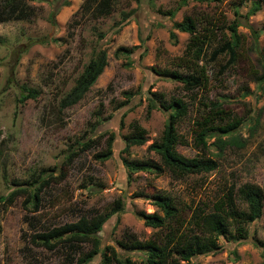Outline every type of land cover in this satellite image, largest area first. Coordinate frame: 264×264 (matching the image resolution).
Returning <instances> with one entry per match:
<instances>
[{
    "label": "rangeland",
    "instance_id": "374dc122",
    "mask_svg": "<svg viewBox=\"0 0 264 264\" xmlns=\"http://www.w3.org/2000/svg\"><path fill=\"white\" fill-rule=\"evenodd\" d=\"M22 1L30 8L29 19L0 23V198L16 190L14 184L27 185L44 171L66 177L43 193L38 213L25 196L6 207L0 203V264H69L74 257L69 245L47 251L33 246L31 236L82 217L106 215L117 203H123L124 211L105 224L101 251L113 247L123 258L127 252L118 243L127 231L140 240L154 238L157 231L146 227L139 215L157 211L150 199L157 192L174 198L184 219L190 218L191 208H209L234 186L250 184L264 192V0L190 1L174 19L163 14L175 10L180 0H113L112 14L100 18L82 11L87 0ZM253 2H259L261 10L247 18ZM237 14L241 45L236 63L225 73L219 70L228 63V55L210 61L212 52L230 40L224 28L199 63L207 77L204 86L189 90L167 75L198 72L193 65H182L190 36L174 31L177 38L171 39L174 23L192 17L200 30L226 27ZM32 40L37 43L32 45ZM99 50L108 55L105 72L80 103L61 111L60 100ZM23 87L37 90L38 98L21 101ZM153 95L158 96L157 109L149 114ZM174 99L188 106L176 125L182 138L178 152L187 158L206 155L216 160L217 170L180 181L155 169L130 173L124 158L160 164L148 148L160 140L172 113L166 107ZM211 103L226 112L222 124L241 119L234 135L246 143L244 148L222 151L216 141L227 137L221 133H212L207 149L196 147V123L210 112ZM134 124L146 130V144L125 154ZM86 144L92 148L82 151ZM249 230L247 240L221 238L220 250L196 257L191 264H264V207ZM79 246L91 250L88 244ZM128 252L136 264H143L142 253ZM101 260L99 254L90 264Z\"/></svg>",
    "mask_w": 264,
    "mask_h": 264
},
{
    "label": "trees",
    "instance_id": "16d2710c",
    "mask_svg": "<svg viewBox=\"0 0 264 264\" xmlns=\"http://www.w3.org/2000/svg\"><path fill=\"white\" fill-rule=\"evenodd\" d=\"M1 1V0H0ZM137 3L141 0H135ZM156 1V0H153ZM190 1L201 4L217 3L221 4L224 0H180L175 10H170L163 15L174 19L177 13L188 6ZM261 10L259 2H253L247 18L256 15ZM82 11L90 13L92 18L108 17L113 12V0H87L82 6ZM56 12L51 15V21L55 25ZM30 8L22 0H3L0 3V23L11 20H28ZM239 14L237 18L226 27H204L202 30L194 18L186 17L182 22L173 24L171 39H176L174 31L188 34L190 36L185 56L181 58L182 65L189 67L193 65L197 75L184 76L177 72L167 73L175 80L179 81L189 90L202 87L207 82L205 69L200 66V61L205 48L211 44L217 33H223L224 28L230 33V40L215 49L210 61L216 62L222 55H228V63L221 69L220 75L233 66L237 61V49L241 45V36L238 29L241 26ZM128 14H125V19ZM211 25V24H210ZM257 39V38H256ZM37 43L32 40L31 44ZM39 43V42H38ZM26 51V50H25ZM184 63V64H183ZM108 66V55L105 50L95 52L90 63L85 67L76 85L66 94L59 103L61 111L70 109L80 103L98 82ZM264 70V62L262 63ZM23 97L21 101L37 99L39 92L34 89L22 88ZM130 96V95H128ZM150 101L148 113L157 109L156 100L158 96L153 95ZM122 104L121 107H126ZM210 112H206L196 123L198 132L194 133L196 147L204 150L208 148V139L212 133H221L227 139L218 138L216 143L223 151L227 147L244 148L246 143L234 135L235 131L242 125L241 119L234 120L232 124H222V116L225 111L220 104L211 103L208 106ZM167 111H172L168 123L160 140L151 146L149 151L155 153L160 158V164L155 165L149 162H134L127 158L123 159V164L130 172H146L155 169L159 175L167 173L173 180H183L192 175L211 174L216 171L218 163L206 155H198L187 158L181 155L177 146L182 143V138L177 131V123L188 113V106L180 99H174L166 107ZM133 133L126 138L125 154L130 152L132 147H141L146 144V130L134 124L131 126ZM91 144H86L82 151L91 149ZM77 154L74 156L76 157ZM44 171L37 179L27 185L16 183L17 188L8 197H1L0 203L5 207L13 205L15 201L25 196L30 205L33 206L35 213L41 208V198L45 191L54 184H61L65 179V174L46 175ZM157 211L153 214L141 213L139 217L144 220L146 227L156 230L154 238L140 240L134 233L127 231L118 246L127 254L122 258L119 252L113 247H106L101 251V232L108 221L115 215L124 211L123 203L117 206L110 213L103 215L97 214L93 217H82L77 222L55 226L43 232H35L30 243L47 251H55L62 244L69 245L73 256L69 264H90L99 254L102 256L100 264H136L132 257L128 255L129 250L142 253L144 256L143 264H191V261L199 256L208 255L211 252L221 249L219 242L221 238H226L230 242H242L249 238V226L258 221L263 215L264 192L258 186L245 184L239 188H230L221 198L212 203V206L201 205L191 208V216L184 219L181 209L178 207L174 198L165 192H157L150 198ZM31 220V218H30ZM165 231L163 234L159 232ZM2 227L0 223V233ZM88 244L90 251H84L79 245ZM77 256V258H76Z\"/></svg>",
    "mask_w": 264,
    "mask_h": 264
}]
</instances>
